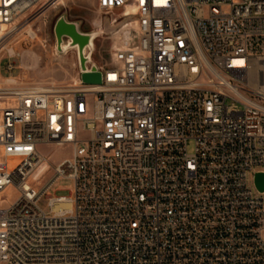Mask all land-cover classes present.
Returning <instances> with one entry per match:
<instances>
[{
  "label": "built area",
  "instance_id": "built-area-1",
  "mask_svg": "<svg viewBox=\"0 0 264 264\" xmlns=\"http://www.w3.org/2000/svg\"><path fill=\"white\" fill-rule=\"evenodd\" d=\"M46 1L0 0V71ZM98 7L100 86H0V264H264V0Z\"/></svg>",
  "mask_w": 264,
  "mask_h": 264
},
{
  "label": "rangeland",
  "instance_id": "rangeland-1",
  "mask_svg": "<svg viewBox=\"0 0 264 264\" xmlns=\"http://www.w3.org/2000/svg\"><path fill=\"white\" fill-rule=\"evenodd\" d=\"M66 5L61 6L58 0H49L37 5L25 16L20 18V31L7 43V48H12L17 53L16 58L6 57V51L2 54L0 80L15 79L22 87H39L44 89L69 90L72 82L79 79V63L74 50L67 55L59 54L55 43V23L64 16L68 22L80 25L83 33L100 32L95 41L96 48L92 59L98 66L109 65L115 44L118 42L122 29L111 28L104 24L109 18L98 7V0H65ZM120 11L114 13L117 17ZM100 26V28H98ZM114 31H119L115 35ZM35 33L32 37L31 33ZM8 63H13L15 70L10 75L5 71ZM189 154L194 151V143L189 146ZM46 154L52 157L51 165L43 170V178L46 179L52 173L56 164L68 158L69 149L49 148ZM70 182L61 181L55 187L60 191L57 196H69Z\"/></svg>",
  "mask_w": 264,
  "mask_h": 264
},
{
  "label": "water",
  "instance_id": "water-1",
  "mask_svg": "<svg viewBox=\"0 0 264 264\" xmlns=\"http://www.w3.org/2000/svg\"><path fill=\"white\" fill-rule=\"evenodd\" d=\"M104 24L110 25L107 20L104 22ZM92 33L94 32L83 33L81 31L80 25L77 23L68 22L64 16L60 17L55 23L54 34L57 52L59 54H64L65 52L62 49V46L65 43L64 41L72 40V42L79 46L78 59L82 83L85 86H100L103 81V76L99 72L98 65L92 59V55L94 53V48L90 46V36ZM85 48H88L87 55L85 54ZM255 186L260 194H264V173L257 174L255 178Z\"/></svg>",
  "mask_w": 264,
  "mask_h": 264
},
{
  "label": "bare ground",
  "instance_id": "bare-ground-1",
  "mask_svg": "<svg viewBox=\"0 0 264 264\" xmlns=\"http://www.w3.org/2000/svg\"><path fill=\"white\" fill-rule=\"evenodd\" d=\"M60 5L65 6L66 5L65 0H62L60 2ZM98 28H100V26H98ZM123 30H125V29L122 28V31ZM119 31H114L113 34L115 35ZM99 35H100V32H94L90 36V38H91V45L90 46L92 48H94V52H95V48H96V42L95 41L99 38ZM31 36L34 37L35 33L34 32L31 33ZM64 42L65 43L63 44L62 49L64 50L65 53L63 55H67L71 50H74L76 55H77V59H78V50H79L78 48H79V46L76 45L74 42H72V40H68V41L65 40ZM4 50H7L10 53V56H9L10 59L16 58L17 53L14 51V49H12V48L9 49V48H7V46H5ZM85 52H86L85 54L87 55L88 48H85ZM93 55H94V53H93ZM93 55H92V57H93ZM78 63H79V59H78ZM4 84H11V85H13V87H17L19 85L15 79H10V78H7L6 80H3L2 82L0 80V86H2ZM79 86H80V81H79V79L75 78V80L72 82L71 87H79Z\"/></svg>",
  "mask_w": 264,
  "mask_h": 264
}]
</instances>
